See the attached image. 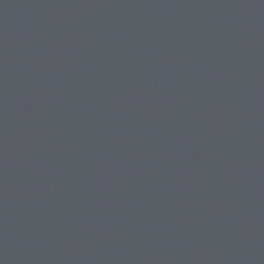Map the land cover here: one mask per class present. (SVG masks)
I'll return each mask as SVG.
<instances>
[{"label":"water","instance_id":"obj_1","mask_svg":"<svg viewBox=\"0 0 264 264\" xmlns=\"http://www.w3.org/2000/svg\"><path fill=\"white\" fill-rule=\"evenodd\" d=\"M0 264H264V0H0Z\"/></svg>","mask_w":264,"mask_h":264}]
</instances>
